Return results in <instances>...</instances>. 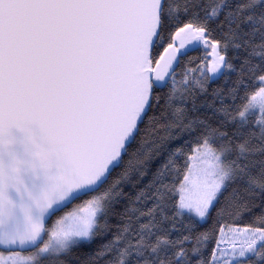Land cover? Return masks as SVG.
Instances as JSON below:
<instances>
[{
  "label": "snow or ice",
  "instance_id": "1",
  "mask_svg": "<svg viewBox=\"0 0 264 264\" xmlns=\"http://www.w3.org/2000/svg\"><path fill=\"white\" fill-rule=\"evenodd\" d=\"M0 264H264V0H0Z\"/></svg>",
  "mask_w": 264,
  "mask_h": 264
}]
</instances>
